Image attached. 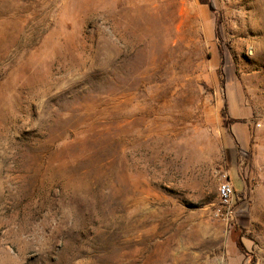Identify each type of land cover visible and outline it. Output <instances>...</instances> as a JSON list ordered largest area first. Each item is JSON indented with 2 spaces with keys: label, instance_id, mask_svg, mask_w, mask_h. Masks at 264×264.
Masks as SVG:
<instances>
[{
  "label": "rangeland",
  "instance_id": "374dc122",
  "mask_svg": "<svg viewBox=\"0 0 264 264\" xmlns=\"http://www.w3.org/2000/svg\"><path fill=\"white\" fill-rule=\"evenodd\" d=\"M0 264H264V0H0Z\"/></svg>",
  "mask_w": 264,
  "mask_h": 264
},
{
  "label": "built area",
  "instance_id": "2783aa9c",
  "mask_svg": "<svg viewBox=\"0 0 264 264\" xmlns=\"http://www.w3.org/2000/svg\"><path fill=\"white\" fill-rule=\"evenodd\" d=\"M235 196V189L233 187L230 178L226 175H223V179L219 186V198L221 202L225 205H231Z\"/></svg>",
  "mask_w": 264,
  "mask_h": 264
},
{
  "label": "trees",
  "instance_id": "16d2710c",
  "mask_svg": "<svg viewBox=\"0 0 264 264\" xmlns=\"http://www.w3.org/2000/svg\"><path fill=\"white\" fill-rule=\"evenodd\" d=\"M211 6H212V4H211ZM225 114H226V112L225 111H223V115L225 116ZM237 246L241 249V251H245V247H244V245H243V243L241 242V241H239L238 243H237Z\"/></svg>",
  "mask_w": 264,
  "mask_h": 264
}]
</instances>
